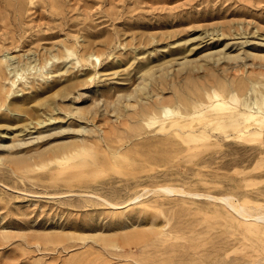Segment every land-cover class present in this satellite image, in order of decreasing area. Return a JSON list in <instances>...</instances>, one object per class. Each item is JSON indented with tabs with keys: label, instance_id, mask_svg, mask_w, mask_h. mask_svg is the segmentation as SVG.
<instances>
[{
	"label": "rangeland",
	"instance_id": "1",
	"mask_svg": "<svg viewBox=\"0 0 264 264\" xmlns=\"http://www.w3.org/2000/svg\"><path fill=\"white\" fill-rule=\"evenodd\" d=\"M0 75V264L264 256L221 201L264 209V132L149 131L166 105L205 124L207 91L264 109V0H0ZM63 144L82 155L60 166Z\"/></svg>",
	"mask_w": 264,
	"mask_h": 264
},
{
	"label": "bare ground",
	"instance_id": "2",
	"mask_svg": "<svg viewBox=\"0 0 264 264\" xmlns=\"http://www.w3.org/2000/svg\"><path fill=\"white\" fill-rule=\"evenodd\" d=\"M3 55L5 57H2L1 59L6 60V55ZM89 55L99 59L98 55L94 52H90ZM13 83L14 82L12 81V84ZM3 89V84L0 82V91ZM206 95L209 98L208 102H201L195 109L196 113L198 114L197 117H209L205 124L198 126L192 125L191 121L193 119L191 117H193V115L191 113L180 111L178 109H172L170 106L166 105L161 108V114L164 118L160 119L157 116L153 117L154 120L157 118L159 127H153L149 131L154 132L155 134L163 133V136L166 140H170V138H176L180 139L186 144L207 139V137L212 135V132L209 130L210 128L212 130H222L224 132L223 137L225 138L235 134L244 140H257L263 134L264 109L258 106L256 98L251 99L252 107H247L246 110H241L237 108V104L229 103L226 98L227 96L217 90L211 92L207 91ZM232 98L239 100L240 96L237 93H233ZM194 107H196V105ZM227 111L230 112L227 113ZM239 117L243 118V121L240 123H233ZM250 122H255L257 125L250 124ZM79 145L81 146L82 144H63L53 148L55 154L60 155V166H63V163H65L68 159L79 158L82 155V150ZM160 190L163 192H173L176 189L175 187L168 185L160 187ZM193 194L200 195L199 193ZM221 201H223L228 207L236 210L242 216V218L245 220V229L256 233L258 231H263L264 228L262 225L264 226V209L256 210V208L252 207L247 209L245 206L235 204L231 199H229L228 196L222 197ZM260 236L262 235L260 234ZM251 263L264 264V256L254 258Z\"/></svg>",
	"mask_w": 264,
	"mask_h": 264
}]
</instances>
